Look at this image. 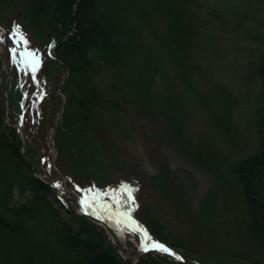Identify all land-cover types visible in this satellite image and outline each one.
<instances>
[{
    "label": "trees",
    "instance_id": "trees-1",
    "mask_svg": "<svg viewBox=\"0 0 264 264\" xmlns=\"http://www.w3.org/2000/svg\"><path fill=\"white\" fill-rule=\"evenodd\" d=\"M5 1L0 0V7ZM245 2L243 23L256 24L247 30L237 24L254 44L247 66V80H253L255 89L252 143L242 139L235 116L238 98L205 67L206 26L199 0H127L126 4L27 0L25 4L27 18L50 40L48 53L64 73L59 89L65 104L76 109L82 130L91 127L97 108L124 112L130 105L142 115L162 118L177 149L225 187L224 204L235 212L238 225L226 226L234 242L229 247L216 245V261L211 264L233 260L264 264V0ZM144 28L145 66L140 69L135 55ZM167 66L173 68L178 84L168 79ZM103 68L110 72L107 87L116 94L108 105L99 84ZM59 98L57 93L52 95V104L57 105ZM189 101L203 111L218 138L237 152L235 158L222 157L214 140H194L187 134ZM4 116L0 89V264H179L165 251L128 262L115 250L117 243L121 250L140 253L151 242L176 250L188 264H210L203 257L211 251L193 253L169 225L151 215V207L143 200L122 201L125 206L120 213L93 205L114 232L116 243L102 225L55 198L60 208L71 212L69 218L62 216L47 198L48 185L33 175L25 160L30 155L22 153L16 128L6 126ZM13 119L17 123L16 115ZM27 192L21 200L13 199L15 193ZM87 208L94 211L88 204Z\"/></svg>",
    "mask_w": 264,
    "mask_h": 264
},
{
    "label": "rangeland",
    "instance_id": "rangeland-1",
    "mask_svg": "<svg viewBox=\"0 0 264 264\" xmlns=\"http://www.w3.org/2000/svg\"><path fill=\"white\" fill-rule=\"evenodd\" d=\"M26 1L6 0L0 7L3 123L16 128L22 153L28 151L30 155V158L25 156V160L33 175L56 189L55 193L47 184L50 189L47 198L65 218L71 217V212L60 208L55 198L76 214L89 213L87 217L99 225L104 224L92 219L98 216L87 204L94 209L93 205L98 203L99 208L119 210L126 202L133 204L135 198L143 200L151 207V215L169 225L193 253L196 250L203 255L211 251L203 260L207 263L209 259L210 264L215 262L216 245L229 247L234 242L226 226L238 225L235 212L224 204L225 187L177 149L162 118L142 115L130 105L124 112L97 108L91 127L82 130L76 109L65 104L66 97L59 89L64 73L48 53L50 40L27 18ZM199 2L206 26L205 67L238 98L235 116L242 128V139L248 142V138L252 143L254 132L250 119L255 89L253 80H247V66L251 59L249 49L254 44L242 35L237 24L241 23L246 30L256 24L243 23L241 15L247 9L245 0ZM249 10L253 11L252 7ZM140 41L135 56L141 69L145 66V28ZM149 63L153 65V60ZM166 69L168 79L178 84L173 68L167 66ZM109 77L110 72L103 68L99 84L106 104L116 99L115 91L107 87ZM56 93L60 101L53 105L51 98ZM189 103L187 134L194 140L210 138L221 148L222 157H227L228 161L235 158L237 152L212 131L203 111L195 102ZM12 115L18 118L17 123L11 120ZM27 195L28 192L15 193L13 199L19 201ZM96 212L103 215L99 210ZM105 225H108L106 221ZM118 250L127 257L135 258L139 254ZM228 264L249 263L233 260Z\"/></svg>",
    "mask_w": 264,
    "mask_h": 264
},
{
    "label": "water",
    "instance_id": "water-1",
    "mask_svg": "<svg viewBox=\"0 0 264 264\" xmlns=\"http://www.w3.org/2000/svg\"><path fill=\"white\" fill-rule=\"evenodd\" d=\"M47 184L52 188L51 183H48L47 182ZM52 190L56 193V189L55 188H52ZM100 221H101V223L104 224V226L106 227V229L110 232V234L112 235V237L114 239V242H116V238H115L114 233L110 230V228L107 225H105V222L103 220H100ZM115 250H116V252H117V254L119 255L120 258H122L123 260L128 261V262H136L139 259H141L142 257H144L145 255H147L149 253L156 252V248L155 247L148 246L143 251H141L135 258H133V257L123 256L119 252L118 247L116 245H115ZM170 250H171L172 255L179 262V264H188L175 250H172V249H170Z\"/></svg>",
    "mask_w": 264,
    "mask_h": 264
},
{
    "label": "bare ground",
    "instance_id": "bare-ground-1",
    "mask_svg": "<svg viewBox=\"0 0 264 264\" xmlns=\"http://www.w3.org/2000/svg\"><path fill=\"white\" fill-rule=\"evenodd\" d=\"M189 168H191V170L194 172V169L191 166Z\"/></svg>",
    "mask_w": 264,
    "mask_h": 264
}]
</instances>
